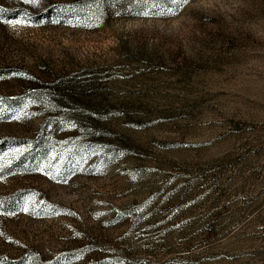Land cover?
I'll return each instance as SVG.
<instances>
[{"label":"rangeland","instance_id":"obj_1","mask_svg":"<svg viewBox=\"0 0 264 264\" xmlns=\"http://www.w3.org/2000/svg\"><path fill=\"white\" fill-rule=\"evenodd\" d=\"M0 264H264V0H0Z\"/></svg>","mask_w":264,"mask_h":264},{"label":"snow or ice","instance_id":"obj_2","mask_svg":"<svg viewBox=\"0 0 264 264\" xmlns=\"http://www.w3.org/2000/svg\"><path fill=\"white\" fill-rule=\"evenodd\" d=\"M26 2L35 5L38 2V0H26ZM172 2H177V0H172ZM187 2H188V0H179V3H187ZM153 3L154 4L157 3V0H153ZM145 14H147V13H145ZM17 23H19V22H17Z\"/></svg>","mask_w":264,"mask_h":264}]
</instances>
